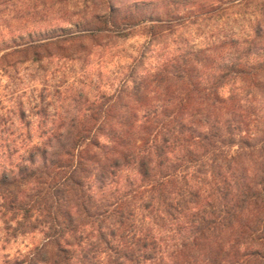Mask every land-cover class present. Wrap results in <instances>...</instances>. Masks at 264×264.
<instances>
[{
  "label": "trees",
  "instance_id": "1",
  "mask_svg": "<svg viewBox=\"0 0 264 264\" xmlns=\"http://www.w3.org/2000/svg\"><path fill=\"white\" fill-rule=\"evenodd\" d=\"M150 10L109 9L95 29L0 55L2 71L13 55L73 58L140 25L147 38L110 93L0 162L4 223L44 235L3 264H264V59L224 58L233 40L183 41L146 66L180 26L172 11ZM253 36L240 48L247 57L264 54V29Z\"/></svg>",
  "mask_w": 264,
  "mask_h": 264
},
{
  "label": "rangeland",
  "instance_id": "2",
  "mask_svg": "<svg viewBox=\"0 0 264 264\" xmlns=\"http://www.w3.org/2000/svg\"><path fill=\"white\" fill-rule=\"evenodd\" d=\"M187 1L193 6L182 0H0V55L37 44L45 36L64 34L61 31L95 29L109 9L129 10L144 3L148 12L154 9L155 16L172 11L173 22L180 24L148 54L146 66L154 65L183 41L204 47L233 40L239 48H225L224 58H249L253 63L264 59V54L257 55L255 50L247 57L240 49L254 37L253 30L264 29V0ZM146 40L140 25L130 29L125 39L101 38L98 45L89 44L83 54L73 58L60 56L54 48L48 54L37 49L34 56L9 57L0 71V162L10 155H22L25 143L43 138V127L69 119L83 101L110 93L129 73L132 58ZM257 42L263 44L256 39L253 45ZM4 222H8L7 217L0 214V264L19 259L43 243L40 229L14 234L8 229L13 225Z\"/></svg>",
  "mask_w": 264,
  "mask_h": 264
}]
</instances>
